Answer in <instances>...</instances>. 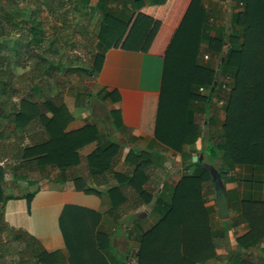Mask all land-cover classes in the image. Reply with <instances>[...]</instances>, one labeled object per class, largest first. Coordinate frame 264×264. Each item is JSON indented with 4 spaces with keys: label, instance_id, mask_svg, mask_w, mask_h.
Returning <instances> with one entry per match:
<instances>
[{
    "label": "trees",
    "instance_id": "16d2710c",
    "mask_svg": "<svg viewBox=\"0 0 264 264\" xmlns=\"http://www.w3.org/2000/svg\"><path fill=\"white\" fill-rule=\"evenodd\" d=\"M262 1L237 0L243 10L234 15L233 24L240 28L241 35L231 32L227 36L225 28L219 26L215 28L216 35L206 40L201 33L205 35L212 28L207 20L209 13L197 5L198 0H191L182 20L166 30L170 38L159 45L165 55L154 136L161 142L172 146L185 142L193 148L200 136V119L204 118L211 126L216 121L212 115V97L217 87L222 86L224 80L228 81L230 90L223 106L224 122L218 133L211 130L210 135L215 136H210L200 151L211 160L221 158L223 166L218 170L226 173L224 183L235 166L252 172L264 171ZM20 3L37 9L43 3L48 4L55 23L48 34L38 25H31L23 33L25 45L17 53V62L23 66L25 61L37 59L30 72L16 75L10 68L9 57L0 54V238L7 230L11 236L7 241L0 240V264H125L126 261H118L119 258L106 260L104 255L112 252V246L104 235L96 232V236H92L93 231L80 223L81 216L78 222H70L69 212L73 208L64 210L60 222L69 251L67 258L58 252H47L33 235L10 227L4 216L5 204L21 196L4 194L3 166L9 164L15 170L14 176L20 179V175L28 173L44 171L48 175L52 170H59L63 177L55 182L70 180L76 188L97 192L82 182V176L85 171L100 175L108 169L106 165L96 167V162L107 158L109 147L96 149L89 155L87 166L81 165L78 149L95 140L98 131L89 118L82 128L67 131L72 115L63 100L65 93L81 96L86 89L78 85L79 82H71L65 91V85L57 79V93L46 97L44 83L56 79L62 72L68 75L85 72L99 80L110 52L116 49L135 51L145 43L151 46L154 41H146V35L149 31L152 35L161 32L162 26L148 15L142 0H133V9L116 0H97L95 4L90 0H0V37L11 35L10 21L14 19L13 13L20 9ZM162 3L150 0L152 7ZM76 12L78 16L81 13L95 20L89 31L76 29ZM205 41L212 54L222 56L217 76L212 69L198 65L196 60L199 44ZM68 44L88 52L87 60L76 56L63 61ZM200 87L208 88L206 96L198 93ZM104 92L105 98L114 101L120 98L117 88ZM195 165L196 172L184 175L176 184L171 203L161 212L158 221L139 236L138 264H201L212 258L215 249L226 242L228 228L212 230L210 212L202 205V182L209 180L212 185L210 175L204 162L197 161ZM139 170L134 169V178L139 177ZM134 178L129 179L127 185L108 190L120 193L119 199L112 201L116 206L113 204L109 213L111 218H119L141 204L135 196L129 197L127 186L134 188L144 203L151 201V192L148 198L145 195L147 186L139 188ZM250 186L251 189L264 187V180L257 176ZM37 190L22 195L28 208ZM227 194L231 207L230 192ZM240 211L250 229L236 239L238 248L228 254L226 264H264L261 257L246 253L264 239V199H254L251 194L241 200Z\"/></svg>",
    "mask_w": 264,
    "mask_h": 264
},
{
    "label": "crops",
    "instance_id": "0c3cea01",
    "mask_svg": "<svg viewBox=\"0 0 264 264\" xmlns=\"http://www.w3.org/2000/svg\"><path fill=\"white\" fill-rule=\"evenodd\" d=\"M161 2L163 3L152 7L150 0H142L148 15L155 23L158 22L162 26L161 32H155L152 35V31H149L146 35V41H154L151 46L145 43L135 51L116 49L110 52L109 58L103 65L99 80L92 76L90 77L93 79L92 86L84 87L86 89L84 97L70 93L63 95L64 103L72 115L67 131L82 128L88 118L95 123L98 131L95 140L78 149L81 165L87 166L89 155L96 149L109 147L107 158L104 161L96 162V167L106 165L108 169L100 175L89 174L88 171H85L82 176V182L97 192H85L76 188L70 180L55 182L56 179L52 178L47 184L38 188L31 199L29 208L22 195L7 200L5 204V219L10 227L30 233L49 253L58 252L63 256L67 255L65 258L69 256L60 222L64 210L73 208L74 210L69 212L71 223L78 222L82 215L80 223L93 231L92 236H96L97 232L100 236L104 235V238L109 241L112 252L106 255L102 252L107 261L113 257L114 259L119 258L118 261H126L125 264H138L139 236L151 228L160 218L161 212L169 207L174 188L180 179L184 175L196 172L197 166L189 161L201 149V136L196 139L193 148L185 142L173 146L168 145L154 136V119L157 112L161 88V69L165 55L162 46L159 45H163V41L170 38V34L166 30L182 20L191 0H161ZM116 3L125 4L131 9L134 7L132 6L133 0H116ZM239 4L237 0H198L197 5L209 13L207 20L212 24V28L207 30L205 35L204 32L201 33L203 37L205 36L203 39L208 40L214 37L217 33L215 28L219 26L225 28L224 32L227 36L231 32L241 35L240 28L233 24L234 15L243 10V6ZM262 6H264V1H262ZM224 14L227 19L223 18ZM206 43L207 41L200 42L196 60L198 65L211 69L212 60L207 61V59L213 54L209 51ZM89 87L90 89H88ZM111 88L118 89L120 96L118 100L114 101L109 97H104V91ZM120 112L121 114H119ZM224 118L225 114L220 120L216 117L214 125L221 127ZM188 152L190 159L187 156ZM201 155L204 160L205 155L199 153V157ZM221 162L223 161L220 158L219 163ZM229 162L230 160H228V165ZM212 164L214 165V163ZM217 167L219 169L220 166ZM138 168L140 169L139 177L134 178L133 171ZM241 170L248 174L240 179L242 187H236L234 185L236 178L233 176L236 171ZM57 171L59 170L54 172ZM257 176L263 181L264 171L252 172L235 166L228 173L225 185L227 192L229 191L232 197L229 214L235 210V213L232 212L235 214V219L234 222L230 221L226 227L233 226L236 229L228 232L226 242L232 240V236L235 239L243 236L250 229L248 222L241 216V200L251 194L254 199H264V187H254V190L250 186L251 180H255ZM131 178H134V182L139 185V188L143 185L147 186L148 194L145 192V195L148 198L151 192V201L148 204L144 203L138 192L127 186L129 197L135 196L137 201L142 202L127 214L113 219L109 213L112 212L116 204L112 201L118 200L120 193L118 190L111 192L108 190L127 185ZM237 181L239 180L237 179ZM230 184L232 187L229 186ZM238 194L242 196L239 197ZM201 196L203 207L210 212V228L217 230L212 224L214 219H220L217 217L213 184L211 185L209 180L202 182ZM77 211L80 212L74 213ZM115 214H117L116 211ZM111 235H114V240H119L122 236L125 237L121 239L126 245L123 253L118 252L116 244L111 241ZM225 243L220 247L221 249L225 248ZM220 251L219 248L215 249L214 256ZM214 256L213 258H217V255ZM213 258L205 263H209Z\"/></svg>",
    "mask_w": 264,
    "mask_h": 264
},
{
    "label": "rangeland",
    "instance_id": "374dc122",
    "mask_svg": "<svg viewBox=\"0 0 264 264\" xmlns=\"http://www.w3.org/2000/svg\"><path fill=\"white\" fill-rule=\"evenodd\" d=\"M90 1H91V3L96 2V0H90ZM83 13H85V12L83 11ZM74 16H75L74 19H75V22L77 25L76 29L79 28L80 31L82 29V32L83 31H89V29H91L93 27V25L95 24V20H91L86 15H81V13L78 16V13L76 12L74 14ZM222 16H223V18L227 19V16L225 14ZM13 18L14 19H12L10 21L11 35L7 36V37H0V54L7 55L9 57L10 68L12 69V71L16 75H18V74H21L24 72H26V73L30 72L32 70L36 60H37V59H33L31 61H25L23 66H20L19 63L17 62V59H18L17 53L19 50L23 49L24 48L23 46L25 45L24 44L25 42L22 38L23 33L27 32L29 29L28 27H30L31 25H38L45 31V34H48L49 32H51V26L55 23V17L49 11L48 4L43 3L41 5V7L39 9H37L36 7L29 5L27 3H20V9L17 12L13 13ZM84 22L88 23V26H85ZM66 49H67L66 55L63 58V61H67L68 59H74L76 56H80L81 59L86 61L88 56H89L88 52L81 50L80 47L79 48L72 47V46H70V44H68L66 46ZM223 54H224V50L222 52V55ZM221 57L222 56L220 54L214 55V53H213V55H210L209 58L207 57L208 58L207 61L212 60V62L210 63V66H212L211 69L215 72V75H216V72L219 71V69H220L219 60ZM221 60H222V58H221ZM90 77L91 76L85 72H78L76 74H71V75H68V74H65L64 72H62L59 74V76L56 79H53L49 82L44 83V86H45L44 93H45L46 97H49L50 95H53L57 92V85H56L57 79L65 85V87H64L65 91H67L71 82H79V83H77L78 85H81L82 88H84V87L87 88L88 86H92L93 79ZM88 89H90V87ZM92 90L94 91L96 89H92ZM229 90H230V87H229L228 83H226L225 87L219 85L217 87L216 94L212 97V105H213L212 106V109H213L212 115H214L215 120H216V117L218 118V120H220V118H222V115L225 114L223 106H224V103L226 100V96H228ZM198 93H200V95H202V96L203 95L206 96L208 94V88L204 87V91H200V89H199ZM84 95L85 94L81 95V97H84ZM17 102H18V100H17ZM199 123H200L199 135L201 136V141H200L201 149H199L198 154H196V153L194 154L198 157H199L200 151L203 150V148L207 144L208 138L210 136H215L213 134L210 135L212 133V131H216L215 133H218V131L220 130L219 126H216L214 124L211 126V125L207 124V121L204 120V118L200 119ZM214 123L216 124V122H214ZM25 143H28V141L27 142L25 141ZM209 151L210 150H208V152ZM187 156L189 158V156H190L189 152H188ZM191 161L192 160L190 159L189 163L195 164V162H197L199 160L197 159L194 162H191ZM219 161H220L219 156L215 157L213 160H211L207 155H205L204 160H203V162H205V163L212 162V163H214V165L216 167L217 166L222 167L223 162L219 163ZM0 164H2V163H0ZM3 167L5 169V174H4V182L2 184V189H3L4 194H6V195H18V196L23 195L26 192L34 191V190L38 189L40 186L47 184V182L49 180H51L52 178L55 180V179H59V178L63 177V174L60 173V171L54 172L55 170H52L51 172H49L48 175L44 171L20 175V177H21V179H20V178H16L14 176V175H16L15 170L9 164H5ZM247 174L248 173H245L243 170L236 171V173L233 176L236 178V180H235L236 184H234V185H236V187H242V183L240 182V179H243L245 177V175H247ZM237 179L239 181H237ZM229 186L232 187L231 184ZM238 196L241 197L242 195L238 194ZM231 199H232V197H231ZM232 212L235 213V210H232ZM232 212L229 214V217L227 219H225L224 221L214 219V222L212 225L215 228H217V230L224 228V226H228L230 221L234 222L233 220L235 219V216H234L235 214ZM4 216H5V209H4ZM80 216L82 218V215H80ZM123 223H125V222H123ZM237 226H238V224H237ZM227 228H228V232H229V231H233V229L235 227L233 228V226H232V227H227ZM239 229L242 230L241 228H239ZM111 232H113V231H111ZM228 232L226 234V239H228L227 238ZM111 236H112L111 241H112V243L114 242L116 244L118 252L123 253L126 245H125L124 240H121V239L125 238V237L122 236L121 239H119V240L115 239L114 240V235H111ZM10 237H11L10 236V230H7V231L2 233L0 240L7 241L10 239ZM236 239L234 236H232V240H228L225 243L224 249L219 248L221 251L215 254V256L217 255V258L212 257L214 260L211 259V261L207 264H226V258L228 257V254L230 252L235 251L238 248ZM73 253L74 252H72V254ZM246 253L249 255H252L253 257H256V258L261 257L262 259H264V239L259 241L256 245H253L251 248H249V250ZM66 256H63V257H66ZM203 264H206V263H203Z\"/></svg>",
    "mask_w": 264,
    "mask_h": 264
},
{
    "label": "water",
    "instance_id": "95a60500",
    "mask_svg": "<svg viewBox=\"0 0 264 264\" xmlns=\"http://www.w3.org/2000/svg\"><path fill=\"white\" fill-rule=\"evenodd\" d=\"M216 72V75H218ZM214 87H212V90ZM203 161L202 155L197 157L192 156V161ZM205 168L210 175L211 182L213 184V189L215 192V202L217 206V217L220 220H225L229 216V206H228V194L224 180L226 178V173L224 171H219L212 163H205Z\"/></svg>",
    "mask_w": 264,
    "mask_h": 264
},
{
    "label": "built area",
    "instance_id": "2783aa9c",
    "mask_svg": "<svg viewBox=\"0 0 264 264\" xmlns=\"http://www.w3.org/2000/svg\"><path fill=\"white\" fill-rule=\"evenodd\" d=\"M227 82H228L227 79L224 80V84L222 86L225 87ZM199 89H200V91H204V88L203 87H200Z\"/></svg>",
    "mask_w": 264,
    "mask_h": 264
}]
</instances>
